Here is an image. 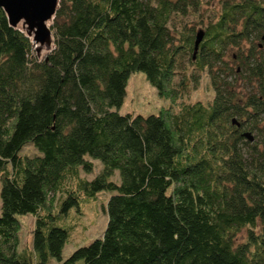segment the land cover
Listing matches in <instances>:
<instances>
[{
    "label": "trees",
    "instance_id": "16d2710c",
    "mask_svg": "<svg viewBox=\"0 0 264 264\" xmlns=\"http://www.w3.org/2000/svg\"><path fill=\"white\" fill-rule=\"evenodd\" d=\"M217 1L60 0L43 57L0 7V264H264V0ZM135 71L170 105L121 113ZM101 190L103 234L63 259L57 216Z\"/></svg>",
    "mask_w": 264,
    "mask_h": 264
},
{
    "label": "rangeland",
    "instance_id": "374dc122",
    "mask_svg": "<svg viewBox=\"0 0 264 264\" xmlns=\"http://www.w3.org/2000/svg\"><path fill=\"white\" fill-rule=\"evenodd\" d=\"M203 11H217L220 6L217 0H203ZM208 2V3H207ZM53 44V43H52ZM53 47V45H51ZM50 46V48H51ZM50 51V50H49ZM48 51V52H49ZM46 52L45 54H47ZM44 54V55H45ZM39 57L44 55L41 52ZM213 89L208 76L203 75L197 88H191L190 91L184 94L174 104V109H177L183 102H193L198 99L207 101L213 96ZM170 105V99L161 97L155 86H153L145 77L142 71H135L130 74L126 87V96L122 105L118 108L121 113H156L163 106ZM117 109V108H116ZM23 154H33L35 149L28 144L23 149ZM92 169L86 170L80 167V176L88 179L93 178L102 168V162L98 159H93ZM115 181H120L119 171L111 177ZM0 177V189H1ZM113 193L111 190H101L95 196H83L80 198L79 212L75 207L71 208L67 215L59 214L57 223L66 227L69 230V237L62 250V258H66L78 246L89 243L96 237H101L107 223V212L105 206L108 198ZM62 196L60 192L55 194L53 204L56 206L59 198ZM1 203V197H0ZM20 221L19 244L18 250L27 249L33 250L32 230L35 224V216L32 213L18 214ZM58 259L51 257L48 264H57Z\"/></svg>",
    "mask_w": 264,
    "mask_h": 264
},
{
    "label": "water",
    "instance_id": "95a60500",
    "mask_svg": "<svg viewBox=\"0 0 264 264\" xmlns=\"http://www.w3.org/2000/svg\"><path fill=\"white\" fill-rule=\"evenodd\" d=\"M60 0H0V7L6 13L9 23L14 27H19L25 34L33 36L32 44L39 46L36 53L39 54L43 46H51L53 34L48 21L55 16ZM21 25V27H20ZM204 36V31L199 30L195 37L194 55L199 47V43ZM52 49V47H51ZM50 49V50H51ZM233 122H237L233 119ZM249 139H253L250 132H245Z\"/></svg>",
    "mask_w": 264,
    "mask_h": 264
},
{
    "label": "bare ground",
    "instance_id": "6f19581e",
    "mask_svg": "<svg viewBox=\"0 0 264 264\" xmlns=\"http://www.w3.org/2000/svg\"><path fill=\"white\" fill-rule=\"evenodd\" d=\"M50 24H51V20L48 21V25H50ZM20 27H21V25H20ZM31 39H32V41H33V36H32V35H31ZM38 46H39V44H37V43H34V44H33V49H34V51H36V49H37ZM51 47H52V46H51ZM50 49H51V48H50L49 46L44 45L43 48H42V50H41L40 52H41L42 55H44V54H45L46 52H48Z\"/></svg>",
    "mask_w": 264,
    "mask_h": 264
}]
</instances>
